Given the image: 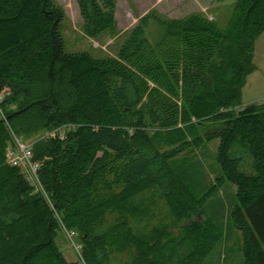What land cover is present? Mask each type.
Listing matches in <instances>:
<instances>
[{"label":"trees","instance_id":"trees-1","mask_svg":"<svg viewBox=\"0 0 264 264\" xmlns=\"http://www.w3.org/2000/svg\"><path fill=\"white\" fill-rule=\"evenodd\" d=\"M77 2L89 37L115 25V0ZM235 11L226 28L147 16L101 59L66 51L55 0H0V264H81L57 245V214L83 264H213L225 224L204 206L225 183L240 264H264V103L242 105L264 0ZM213 126L219 170L197 196L178 158ZM9 128L38 137L40 190L8 164Z\"/></svg>","mask_w":264,"mask_h":264},{"label":"rangeland","instance_id":"rangeland-1","mask_svg":"<svg viewBox=\"0 0 264 264\" xmlns=\"http://www.w3.org/2000/svg\"><path fill=\"white\" fill-rule=\"evenodd\" d=\"M115 25L98 35L96 38L89 37L84 30V22L80 13L77 0H55L65 13V20L61 26V33L65 41L68 53L88 52L95 58L118 59L119 51L131 32L138 25L142 18L147 16H158L164 20H183L194 16H201L215 22L219 27L226 28L231 23L235 14L238 0H115ZM151 34L156 35L157 30L152 25ZM149 37H151L149 35ZM152 38V37H151ZM256 69L248 78L243 89L242 105L264 103V34L258 39L255 47L254 58ZM195 123V119H193ZM217 130L213 126L209 129L200 128V137L203 142L194 144L195 149L188 148L178 160L183 163V168L190 173L192 179L187 184L192 186L197 196H202L205 190L210 189L215 183L214 173L219 170L217 155L220 145L218 139L209 140L207 135ZM12 144L8 152L15 147L18 148V139L13 130L9 128ZM38 137L25 142L27 146L34 145ZM200 145V146H199ZM198 146V147H197ZM7 152L8 164L18 167L22 171L29 168L28 165H15L10 162ZM37 161L41 165L45 162ZM185 172V173H186ZM33 186L40 187L38 179L33 175ZM187 176V173L185 174ZM41 189V187H40ZM219 193L215 195L204 207L207 216L217 224L224 223V232L220 250L215 251L209 259L213 264H240L242 255L240 252V233L228 221L230 209L236 198L237 188L233 184L225 183L219 187ZM48 203H51V196L43 194ZM60 224V232L57 238V245L63 251L66 259L71 263L83 264L81 258V237L76 232L69 230L62 222L61 214H57ZM203 220V219H202ZM201 221V219L199 220ZM230 255V257H229Z\"/></svg>","mask_w":264,"mask_h":264},{"label":"built area","instance_id":"built-area-1","mask_svg":"<svg viewBox=\"0 0 264 264\" xmlns=\"http://www.w3.org/2000/svg\"><path fill=\"white\" fill-rule=\"evenodd\" d=\"M16 140H17L18 148L15 147L14 149H11L8 152V158L10 162L15 165L23 164L24 167L25 165H28L29 168H26V169L24 168L23 173L26 175L28 181L36 185L33 182V176L31 175V173L35 175V177L38 179V182L40 183L39 177H38V170L41 164L34 162L33 145L27 146L20 139H16ZM36 187L37 189L40 190L41 185L40 187L38 186Z\"/></svg>","mask_w":264,"mask_h":264}]
</instances>
